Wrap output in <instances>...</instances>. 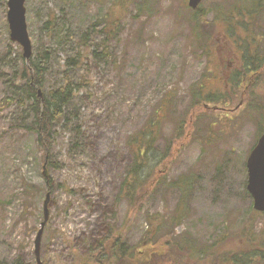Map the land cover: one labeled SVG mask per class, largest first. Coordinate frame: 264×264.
<instances>
[{
  "label": "rangeland",
  "instance_id": "1",
  "mask_svg": "<svg viewBox=\"0 0 264 264\" xmlns=\"http://www.w3.org/2000/svg\"><path fill=\"white\" fill-rule=\"evenodd\" d=\"M7 1L0 0V103L11 99L0 111V264H15L19 258L26 264H94L92 254L114 234L135 245L148 232L151 216L169 219L174 214L182 191L171 183L187 174L194 180L177 235L203 246L225 233L239 232L251 221L257 230L264 227V215H257L247 191L246 165L259 137L260 116L249 105L252 92L250 98L246 95L251 82L240 87V92L246 88L244 98L240 93L232 97L234 87L228 83L242 65L237 41L221 31L214 34V68L192 39L188 0H136L110 42L111 57H93L91 50L101 35L90 39V50L80 39L115 0H26L33 59L49 53L42 94L64 83L68 59H83L70 71L76 84L89 67L85 76L90 81L74 93L54 127L50 155L45 156L35 131L29 129L31 99L28 83L21 79L26 62L22 46L10 38ZM232 1L203 0L201 6L212 20ZM52 14L53 23L47 26ZM260 22L263 26L264 20ZM208 67L216 75L208 82L229 94L231 103L227 109L222 104L207 106L214 127L208 131L207 114L202 116L174 159L160 167L165 179L155 182L135 215L130 213L128 202L119 197L133 162L129 138L166 98L171 100L152 152L154 166L173 135L174 123L190 118L191 89ZM252 89L264 97V82ZM48 195L49 217L37 255L35 241ZM155 242L160 248L151 264H175L164 252L165 240L158 236Z\"/></svg>",
  "mask_w": 264,
  "mask_h": 264
},
{
  "label": "trees",
  "instance_id": "2",
  "mask_svg": "<svg viewBox=\"0 0 264 264\" xmlns=\"http://www.w3.org/2000/svg\"><path fill=\"white\" fill-rule=\"evenodd\" d=\"M135 1L115 0L104 16L82 34L81 45L87 49L90 39L98 34L101 35V40L91 50L93 57L98 55L111 57L110 42L117 37L123 17ZM191 12L192 39L199 42L198 47L209 59L210 66L216 67L215 55L218 56V49L212 42L216 32H224L229 40H233V43L237 41L238 45H241L238 49L241 52V68L230 75L228 83L231 82L230 86L234 87L232 97L240 93L243 94V98L246 95L250 98V92H252L249 105L260 116L261 121L258 124V136H260L264 132V97L255 94L252 87L256 89L260 83L264 82V32L257 30L259 27L264 29V25L259 26L260 19L264 20V0H233L226 12H218L216 18L212 20L207 18V13L201 5L197 9H191ZM54 18L53 14L50 15L46 25H52ZM48 60L47 51L39 53L36 60L32 55L29 61L25 59L26 64L21 75V79L28 83L30 106L33 112V123L29 129L35 131L45 156L50 155L54 127L64 117L74 93L90 81L88 75L85 76L89 71L88 66L80 82L76 84L72 81L70 71L83 62L80 57H73L66 62L64 83L47 95L40 96L38 91L42 87ZM213 67H208L200 82L192 87L191 109L187 113L190 118H180L174 123L173 135L167 140L154 166L150 164L152 152L159 139L161 124L166 120V114L171 107V100L166 98L146 125L129 138L128 144L133 155V162L122 180L119 197L128 202L130 213L138 212L154 190L155 182L165 179L164 169L160 167L169 164L177 151L186 144L198 121L207 114V106L222 104L226 107L231 103L229 101L232 97L229 94L224 93L221 88H214V83L208 82V79L216 76ZM249 82H251L250 91L246 94L245 88L240 92V87ZM10 101L11 99L7 98L4 102L11 103ZM4 102L0 103V111L5 106ZM19 103H23V98H19ZM193 116L194 119H192ZM209 116L208 113L206 117L208 121L205 124L208 131L216 124L214 119L209 120ZM193 180L194 176L187 174L171 183L181 189L182 198L169 219L160 215L151 216L152 221H150L148 232L135 245L126 243L123 235L114 234L106 237L101 241L100 249L92 254L94 264H151L153 255L159 253L160 246H157L155 242L158 236L165 240L162 244L165 248L164 252L171 256L175 264H264V227L255 229L253 221L239 232L225 233L218 240L203 246L195 239L177 235L175 228L185 219L186 193L190 192ZM256 213L264 215V212L256 211ZM15 264L26 263L19 258Z\"/></svg>",
  "mask_w": 264,
  "mask_h": 264
},
{
  "label": "water",
  "instance_id": "3",
  "mask_svg": "<svg viewBox=\"0 0 264 264\" xmlns=\"http://www.w3.org/2000/svg\"><path fill=\"white\" fill-rule=\"evenodd\" d=\"M203 0H188L192 9H197ZM26 0H8L7 21L9 24L10 38L22 46L23 57L29 61L33 55V44L28 32L26 18ZM42 96V91H38ZM248 182L247 190L253 199V207L258 212H264V133L258 139L247 159ZM49 195L45 202L44 220L35 241V252L38 255L40 237L43 227L48 220ZM38 264H42L38 262Z\"/></svg>",
  "mask_w": 264,
  "mask_h": 264
}]
</instances>
